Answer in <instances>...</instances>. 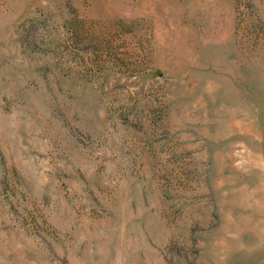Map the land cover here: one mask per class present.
I'll return each instance as SVG.
<instances>
[{
    "label": "rangeland",
    "instance_id": "374dc122",
    "mask_svg": "<svg viewBox=\"0 0 264 264\" xmlns=\"http://www.w3.org/2000/svg\"><path fill=\"white\" fill-rule=\"evenodd\" d=\"M0 264H264V0H0Z\"/></svg>",
    "mask_w": 264,
    "mask_h": 264
}]
</instances>
